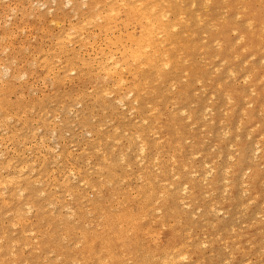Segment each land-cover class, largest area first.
<instances>
[{"label": "rangeland", "instance_id": "obj_1", "mask_svg": "<svg viewBox=\"0 0 264 264\" xmlns=\"http://www.w3.org/2000/svg\"><path fill=\"white\" fill-rule=\"evenodd\" d=\"M90 1L91 0H89V2ZM104 1H108V0H104ZM87 2L88 0H0V91L3 93V95L2 93H0V100H2L4 96L8 98L7 95L4 94L5 92L6 94L8 93L10 95V96L8 95L9 100H10V102L8 103L9 104L11 103L9 106L5 104L0 105V139L3 138L4 140V142H2V140L0 141V151L2 152V153L0 152V155L6 152L5 153L6 157H4L5 154H3L4 156L3 158H1V160L5 158L4 161L6 160L8 161L9 159L8 157H10L9 156L10 154L12 155V158L10 157L12 160L11 159L10 160L12 161V163L15 164V166L17 164L18 166H20V164L23 162L21 164V167L24 168L26 171H29V170L31 171L32 169H29V168H31L32 165L34 166V170L37 172L38 170L40 171L42 169L40 173L41 178H44L46 180L45 182L50 183L51 174L62 164V163L60 164V160L63 159L62 158L63 156H66L65 159L67 161V166L68 164L70 165L71 161H73L74 159L75 163L73 162L72 164H74L75 166L73 167L70 166V167L77 168L76 166L79 165L78 168L80 170L85 169L82 171H86L88 174H91L92 169L90 170V168L94 166L93 163L96 160V159L94 160V158L95 157L97 158V156L101 158L100 154L98 153H101V151L103 150V153H101L102 154L101 156L103 155L106 156L108 154L107 152L113 153V155H115L116 153L119 152V147H120L121 152H119L118 155L117 154L115 155L118 157V159L115 158L114 156L115 158L114 160L117 159V163H115L117 165L118 161L122 162V160L124 161L125 158L127 157L130 158L129 161L126 160L128 161L127 165L129 167L125 165L124 162L126 161L123 162V164L127 166L125 167V169H123L125 172L127 168L131 169L130 168L131 165H132L131 170L135 171L138 169V167L141 166L140 165L141 163L142 165L145 163L144 165L146 166L144 168V171L145 170L149 171L150 175L152 177H155V179L158 176L157 178L158 180L154 184L155 186L153 185V187H155V192H158V193L156 194L154 192L155 195H153V191H152L150 193L152 194L151 197L148 194L150 197L149 198L150 200L149 199L147 200L148 198L147 195H146L147 197L145 196L146 203L144 204V208L147 206L145 210L143 207L142 209L141 208L139 209L140 206L135 207L133 209L134 211L132 210L133 211L132 216L139 217V222L137 223H141L140 225L141 226L143 225L142 228L145 229L146 231H149V233L147 232L146 236H139V235L137 236L135 234H131V235H128L130 238H135V239L138 238L139 240L141 239L140 243H142L143 246H145V248L147 249L150 245H152V243H158V241L163 240L166 231L170 227H173V226L180 227V226H184L185 224H187V226H184V231H186V234L189 233V235L197 236L199 240L202 239L201 241H204V240L207 241V240H210V238H212V242L215 243V245L213 243L210 245V247L213 248L212 251L211 250L209 251V247H208L209 245L207 246V244L205 246H207L208 248H206L204 245H202L204 246V248L203 247L201 248L205 250L207 257H210V256L213 257L214 259L212 261L213 263L217 261H220V263L224 262L225 260L222 261L223 258L225 256H226L225 259L227 258V255H226L227 250L223 249L224 246H227V243H225V239L230 240V237H231V239L234 240L235 237L241 236V235L238 236V234H244L245 231L249 229H251V233H252L251 236H253L254 234L253 237H255L257 240L258 239L261 240V243H258L259 242L258 240L257 242L258 245L260 247L264 246V238H263L264 229L262 230L264 226V220H263L264 219V213H263L264 212V209H263L264 207L263 148L264 147L263 148L257 147L259 150L258 149H257L258 151L256 150V146H258V143L260 146H264L262 144L264 138L261 139V136L262 135L264 136V122H262V120L264 121V118H263L264 116V103H263L264 102V97H263L264 92L263 91L264 90L262 89L263 91H261L260 88L259 89L255 88V85L252 84L254 86L253 88V86L248 84V83H251L252 80L249 81L246 78V76L252 77L251 75H249V72H255V70L259 71L261 67H264V60H261L262 62L260 61V63H258L257 65V63H255V61L256 62L259 61V59L257 58L252 59V57L251 58H241L240 57V59H238L237 57V59L232 58L230 60L231 62L228 61L229 63L224 62L223 64L222 62L221 64L217 59H214L215 54L212 56L210 55L211 59H209V63L212 60V57L215 60L211 62V64H205V62L203 61L204 63L203 65H205L203 66L201 65L202 63H200L201 61H199V63L201 67H204V68L209 65H213V66L205 68L206 70H204V72H202L203 69L200 70L201 68H198V73L200 72V74L204 73L206 75L209 71V75L207 74L208 77L211 76V78L209 77L211 79V83L209 82L211 85L208 86L209 88L203 89V87L206 86L205 84L208 83V82L205 83V81H207V78L204 79L200 77L202 75H199V74L197 76L201 78L200 80L202 83L200 84V81L199 83L198 81H196V84L194 83V85L192 86L191 84L193 83L189 81V83H191L189 84L188 79H186L185 77V75H187L186 71L182 70L179 73L177 72L175 75H173V81H171L170 83L169 82L164 83L166 86L164 88L166 89L162 88V86H159L160 89L155 96L141 94L145 100L143 104L140 103V105H143V108L145 109V111L147 110L146 113L144 114V117L147 119V121L148 119L153 118L152 116L154 115L152 114V116H150L151 112H148V108H150V106L155 104L156 102L160 101L158 97L161 95L166 98V101L164 102V104L166 106L167 113L171 112L170 110L177 111V109H179L181 106L183 107L184 104H182L181 101H185L184 102L185 104L186 103L188 104L191 101L190 102L191 105L189 106L187 105L188 106L187 108L185 107L186 105L184 106L186 110L189 108L191 113L188 112V110L187 112L190 114L184 113L185 115L184 114L179 115L178 112L176 114V119H178L179 117L181 118L180 119L181 125L180 123L179 125L185 126V127L182 126V129H181V127L178 125L180 127V131L183 129L186 130V131L184 130L182 131L184 133L182 134L180 133L183 137V140L181 137L182 141L180 140V142L179 143L177 142L178 144L177 143L176 144L178 146L180 144V147H182V149H185L182 152L185 153L184 154L185 156L187 155L185 157V160L189 163V166L186 163V169L180 170L181 175L180 174L177 175L179 172L175 168L171 167V160H172L171 155L175 150L174 148L172 149V146L173 147L175 146L173 145L175 143H172V142L179 141L180 135L177 136L179 137V139L176 137V140L174 141V139H172L173 141L171 142L168 139L169 137L167 136V134L166 135L164 134L165 130L160 131L157 128L158 126L157 123L153 124L155 126L154 128H150V129L146 128V126L148 127V125H150L147 121L143 123L140 122L138 119H136L135 111H133V113H131V111H128L129 108L133 107L128 104L129 99H132L131 93L129 94L128 93L129 91L127 90L128 89V82H127L128 79L123 84L120 91H115L114 89L116 88L111 87V86L108 87L107 90L103 89L106 86V85H103L104 83L103 81L105 79L103 78L102 73H100L96 69L95 61L97 59H94L95 57L94 52H92V50H97L99 42L98 41L95 42L93 46L89 44H86V45L83 44L86 40L87 35H90V36L92 35V38L96 37L97 40L100 39L98 32L94 26H92L91 24H85L81 27V23H80L81 29L78 32L76 39L71 38V37H69L70 39L67 41L63 39V47H64V50L67 52L66 54L68 56L70 54L69 57L72 56L74 62L83 63L84 67L82 69V73H86L87 71L85 70L86 68V69H89L88 71L89 74L86 73L87 76H82L83 74L82 75L78 74L80 76L79 77L77 75V72L73 73L71 69H70L71 71L68 70L66 73H62V74L59 71V75L57 76L58 80L54 81L56 83L52 81L53 73L54 74L56 73L57 69L55 68L58 64H60L59 65L60 67H63L62 62L64 61L65 63H68L67 65H69L70 67L69 62H66L64 60V54H59V52L55 50V48L57 47L56 46L57 42L55 40L56 38L60 36L71 34L72 32L71 27L73 25H76V23L80 22L82 20V16L86 15V12L88 9L87 7L89 6L90 8L89 3L88 5H85ZM191 7H193L192 4L189 5L188 10ZM195 9L197 8L195 7ZM221 9L223 8L219 6V11L217 13V16H219V18L222 19L225 10L223 9L224 10L223 11ZM97 22H100V21H97ZM213 32L211 30V35ZM201 34L199 35V37H197V41L199 40L198 43L200 42L199 45L203 41L208 40V39L204 40L203 39L204 34L202 35ZM231 34L229 35V38L232 40L236 36H232ZM185 41H188V40L184 39L183 42ZM233 41L234 40H232V42ZM216 42L215 41L214 43L212 42L213 44H215L214 47H213V44L211 47L210 40H208L206 43L203 42L204 44L202 43V45L210 43V46H209L211 50L210 54H213V53L218 52V48H217L218 45L216 47V44H217ZM233 43H235V41ZM220 46L219 48H221L223 45L221 47ZM211 48L217 49L216 50L217 52L216 51L213 52ZM223 49H224V46L222 50ZM196 60L198 61V57L196 58ZM232 61H234V63ZM218 62L220 64H218ZM225 63L229 65L231 70L232 69L234 70V73H232V71H231L232 74L230 72L228 73L226 72ZM184 64L188 65L190 63L185 62L183 63V65ZM46 65H52V66H55V68L52 70L46 67ZM252 65H254L253 68H252ZM4 71H6L5 74H4ZM189 71H190V68H189ZM204 74H203V77H207ZM15 75H17L19 79L15 77ZM13 76L14 78L18 79V80L15 79L17 82L13 80L14 79ZM202 79H204V81ZM186 82L187 84L185 86L187 87V85L189 84L188 86H192V88L184 87L185 90L181 91L182 94L178 96L179 95L178 88H180L182 85L184 86ZM217 82H219L221 85V86H218L219 88L217 87ZM14 84H15L14 88L17 91H15L14 89L13 92L11 91V93H9L10 91L6 92L7 90H12ZM10 85H12V88ZM17 85L19 86L18 87L19 89H17L16 87ZM201 85H203V87ZM101 86L103 88H101ZM7 87L10 89H8ZM101 89H103L104 91L100 92ZM222 89L223 91L226 92V94L227 92L231 93L232 91H236L235 93L239 92L240 94L239 93L238 95L236 94V97H235V93L233 92H232L233 94H230V96L228 94V98L231 97L232 98L231 100L233 101L232 102V101H229L230 99L228 100L227 97H225L224 93L222 92ZM226 89L228 91H226ZM251 90L252 91L254 90L253 92H255L254 94L257 95V97L255 95L252 97L253 92ZM176 92L178 95L176 94ZM256 92L258 93L256 94ZM125 93L126 95L128 93V95L125 96ZM123 94L125 96L124 98L122 97ZM259 94L261 96H259ZM176 95L178 97H176ZM196 97L198 98L199 101L195 100L197 99ZM118 98L120 99V101ZM236 98H239V99L236 100ZM259 98L260 99L263 98V99L260 100ZM252 99L253 101L257 100L258 103L262 105V107L258 106L259 104H257V101L256 103H254L255 101L251 102ZM176 101H178V103H176ZM192 102H194L196 106H194ZM249 102H251V104ZM184 107L182 110H184L185 112L186 110L184 109ZM199 108H200V111L198 110ZM260 109L261 111L263 110V112H261ZM247 110L248 111L250 110L249 112L250 114L251 113L252 114L251 115L247 114L248 112ZM244 111H245V114H243ZM180 112L182 111L179 110V113ZM258 113H260L261 115ZM191 114H193V116ZM81 115H83L84 117H82ZM244 116L246 118L247 116L249 117L246 119L248 121L246 120L244 121V118H245ZM184 117L186 118L190 117L192 119L190 118L184 119ZM193 117L195 118V120ZM228 117H230L229 120H227ZM82 118H83V121H85V122L82 121L83 124H81V120H80ZM159 120L161 124L160 129L165 128L164 117ZM126 122L130 123L131 125L129 126ZM187 123L188 124L193 123V124H190L191 126L189 125L190 126L189 127ZM124 124H126L127 127L124 126ZM138 124H141V125H138ZM142 126L144 127L143 128L144 131L142 132L144 134L141 133L142 134L141 140L144 142L145 147L147 148V149L145 148L147 150L145 154L147 155L145 154H144L145 156L142 155L146 157V159L142 157V159H144L143 160L144 162L142 160L141 162L138 160L140 164L135 163L138 166L136 167L133 164L131 165L129 164L130 162H133L139 159L138 158L139 152L137 150L140 146L139 144H137L135 145L137 147V150L136 148L132 149V147L134 146L132 145V143H131L132 145L131 146L130 142L134 141L131 139L132 135L134 136V138H137L135 134L136 127H138V129H142ZM4 128L14 131L13 141L11 138H9L10 135L8 133V130L7 129L4 130ZM185 128H188V129H185ZM90 130L94 131V132L91 131V133L92 132L94 133V134L92 133L93 135L96 134L100 136L99 139L100 138L102 139L104 145L105 146L107 145V148L103 145L100 146L102 144V141L100 139L101 141V144H100L98 143L99 139H97L98 140V142L96 143L98 146L97 149L100 147L101 151L98 149L99 151L98 152L96 149V146H95L96 150H93L94 148L93 149L91 148L92 149V150L90 149L91 151L87 149L89 148L87 146H90L91 143L95 142V141L91 142V140L92 139L95 140L96 138H98L96 137L94 139V136L90 135L91 134L89 132ZM186 132L189 133L187 135L191 134L192 137L191 135L187 136ZM260 133H262L261 136H259ZM42 134H43V137H42ZM52 137H55V138H52ZM103 137L104 138L106 137V138L103 139ZM124 137H125V140L118 139V138L124 139ZM127 137L131 139L129 140V143L126 142ZM41 138L42 140H45V141L39 142ZM228 138L230 139L227 140ZM259 138L262 142L259 140ZM115 139H117V141L120 140V142L118 141L117 144L120 145L121 143L124 147L122 148V145L118 147ZM8 140L9 142H7ZM141 140L139 141L142 142ZM135 142L139 143L137 142V139ZM40 143H42L41 146H40ZM136 143H133V144H136ZM96 144H93V145H96ZM3 145L4 146L6 145L5 148H2L4 147ZM46 146H48L49 148H46ZM242 146H244L243 150L245 148V151H243V153H242ZM45 148L48 150H45ZM129 148L132 150H129ZM238 148H241V151L240 149L238 150ZM61 149L71 154L72 156L68 154L67 155L69 158L71 157L72 160L67 158V155H63L64 152H62ZM85 149L88 151V153L85 151L87 155L86 157L87 160L89 159L90 154L93 153V156L97 154V156L90 157V159L88 160L89 165L91 163V167L88 165L87 160H86L87 163L85 162L86 158L84 159L82 155L85 153L84 152ZM106 149H107V152H106ZM134 149L138 152V154H136L137 152ZM58 151L60 152L59 154H57ZM239 152L240 154L242 153L240 156L242 157L241 159L238 157ZM120 153L122 155L126 154L124 155L125 157L122 156ZM61 154L63 156L61 157V159L58 160ZM77 155L79 157L81 155L83 158L80 157V159H82V161L84 162L80 163L81 160L80 161L78 160L77 162L76 161L77 158H74ZM86 155L84 154V156ZM236 155L238 159H240L242 162H243L242 159L244 160L246 159L245 160L246 162L245 161H244L245 163L243 162L245 167L240 166L241 170L239 168H236V165L238 164V162L235 163L236 160L238 161ZM13 156L19 159L18 162H21V161L22 162L17 163V160L15 158L13 161ZM119 156L122 157L121 160H119ZM255 156H257V158H255ZM261 157L263 158V160H261L262 159ZM54 159L57 161L55 162ZM130 160H133V161H130ZM30 161H33V162H30ZM162 161L164 162V164ZM121 162H119L120 165L118 164L120 169H122L121 167L124 168V165L121 166L122 165ZM31 163L33 164L31 165ZM85 163H86V166H85ZM247 163L250 165V168L252 169V171H249L251 169L247 170V167H248V166L246 167ZM115 164L114 166H116ZM162 164H163L164 169L161 168ZM231 164L235 166H230ZM253 164H255L256 167H254ZM87 165L90 167V168L88 167L89 170L87 169ZM165 165L168 167H166ZM80 166H82L83 168ZM133 166H135L137 169ZM164 166L168 168L167 169L168 173H166V171H162V170H166ZM187 166H188V169H187ZM119 167H116V169ZM231 167H232V170L230 171ZM233 167L235 168L233 169ZM116 169L114 170L117 173V175H119L122 170L119 171L118 173ZM0 170H1L0 173L4 175L5 170L4 169H0ZM131 170L129 171L132 174ZM258 170H259V173H258ZM129 171L126 173L128 174ZM162 172H165L166 176H161ZM227 172L229 174V177L228 176L226 177ZM230 172H233L232 174L234 175L233 176L230 175L231 174ZM237 172L240 173L241 175L240 174H239L240 176L238 174L236 175ZM255 172L256 174H254ZM31 173L34 174L36 172L33 171ZM31 173H29L30 174L29 177L33 176V179H34V175H32ZM130 173L128 174L132 178L130 180V184H129V181L126 180V178H125L126 182L120 180V183L121 182H124L123 184L128 183L127 185L129 186L123 185L121 183L122 185L119 184V186H122V187H119V188L124 189V190L127 188V190H125L127 194H131L132 195L131 199L136 200L137 199L136 190L134 191L133 189H138L137 187L142 185V181L138 179L137 181H133V180H136L135 178L137 176L135 175H139L137 171L133 173L132 175ZM165 173L163 174L165 175ZM92 175L94 176V173ZM252 175H257V176L253 181L250 182L249 179H251ZM25 176H28L27 172ZM133 176H135V178H133ZM217 176L218 177L220 176L219 177L220 179ZM246 176H248L249 178L248 177L246 178ZM259 176L261 178H259ZM162 177L163 179L161 181ZM25 178L30 179L28 177H25ZM33 179L32 178L30 179V187L31 189L34 188L35 192L33 193V190H32L31 194L33 195L37 194V196H40V193L42 195V192L39 191V190H42L40 189L41 186L38 184H35ZM68 179L70 182L69 184L75 183L73 182L74 180L72 179L71 176H69ZM181 179L184 181H181ZM211 179L213 182L215 181L214 182V184H216L215 187L213 186L214 185L213 183H212L213 184L212 186L210 185ZM102 180L103 179H101V182L99 183V185L102 186V189H101V186H99V189L103 191L102 193H105L104 194L105 196H107V192L109 189H111V186L110 188H108L109 185L105 186L106 183H104L103 182L104 180L103 181ZM216 180H217V183H216ZM60 182L62 181L58 180L57 183H51L54 187L52 186H50V188L48 187L50 190H48L46 187L47 192L49 191L50 194L55 196L58 191L57 184H59ZM178 182L180 183V186L177 185ZM184 182H187L186 186L182 185V183ZM246 183L250 184V187ZM134 184L137 185V187L134 188L135 186ZM129 187L133 188L130 191V193L128 192L130 190ZM175 188L177 192L175 191ZM156 189L158 191H156ZM255 189L258 191V198L253 200L252 191ZM37 190H38V193H37ZM26 191L28 193L29 190L26 189ZM168 193H170V195L172 194L171 195L172 199H168V196H169ZM173 193H175L176 196H173L175 195ZM58 194H57V197H58ZM259 194H261V196ZM10 195H12L11 196L12 200H9V201L11 202L13 201V202L11 203L8 201V203H10V207H13V205H17V203H15V199L18 198L20 194L19 195L10 194ZM13 195L15 198H12ZM17 195L18 197H16ZM33 195H30V196H33ZM60 195L62 196V197L59 196L61 198L62 203L65 204V203L70 202L71 197L68 196L69 194L62 193ZM109 195H110V192H108V197L106 199V202H108ZM83 196H85L84 198H87L86 200H93L95 198V193L91 190H85ZM249 196L251 197L252 200L249 198ZM35 197L33 198V200L36 199ZM41 197H43L42 198L43 200L40 198L41 200L40 202L42 204L43 203L42 201H44V193ZM175 197L177 198L175 199ZM21 198L22 197H20V200L22 201ZM111 198H109V201ZM178 198L180 201L178 200ZM46 199L47 198H45V201H44L46 202L45 203L46 206L43 205L44 204L43 203L42 204L43 207H42V205L39 202V205H41V210L39 209L40 212H38V215L34 212L35 210L33 209L28 210L26 207H23L20 213V216H21L20 219L24 220L26 227L24 229V232L20 235L19 241H17L19 242L18 244H20V248L18 247L16 248L17 250L15 249L13 250L15 252L18 251L17 254L13 252L12 250L11 251L15 253L17 257L22 255V257L25 260H27L26 262H28L29 264L31 263L36 264L35 262H37V264L45 263L44 259L38 260L39 256L36 255L35 251L31 249L32 245L33 243H36V240H38L41 237V235L42 237L46 236L47 239L49 235H52L54 237L53 230L56 227L58 228L59 227L58 225L61 224L63 220V219H60L59 216L64 218V213L67 212V210L65 211V208L59 209V211L57 210L58 212L55 211L54 209L53 213L54 212H56L55 214L59 213L57 214V216L58 215L59 216L55 218L56 221L53 220V223L56 222L57 226L53 224L51 227V225H49V224H52V222L50 223L51 218L54 219L55 217L53 216V213L50 214V212H52L51 206L52 208H54V206L56 205L48 206V203L50 201L48 200L47 202ZM141 199H142L141 206H143V203H144L143 197ZM174 199L175 201L178 200L179 202L172 201L174 204L171 203V200H174ZM30 200L32 201V199ZM36 200H37L36 202L38 203L39 200L38 199ZM16 201H19V200L16 199ZM72 201L73 200H71V202ZM261 201L262 203H260ZM33 202H35V200ZM164 203L165 204L167 203L165 206L167 210H164L165 207L162 208ZM176 203H178L177 206H176ZM1 210L2 209H0V211ZM2 211L4 212H1V213H4V214H3V219H1L2 217H0L1 219L0 221L5 219L2 222V224L3 225L5 224L6 226H2L0 223V230L2 228V230L5 231V244L9 246L10 238L12 239V237L17 236L16 234L18 233H15V231L17 229V231L19 232L18 230L19 226L17 224L16 225L18 226V228L16 225L13 226L14 225L13 222H12L13 225L12 224L10 225L11 215L9 211L7 210H2ZM167 211L169 213V216H168ZM42 212L43 214H41ZM76 212H77L76 215L79 216V218H76V216H73L75 217L74 218L75 220L72 219L73 217L71 216L72 215L71 213L70 214L71 217L68 216L70 218L69 220L67 217H65L64 219L67 218L66 220L68 221L72 219L73 222L74 221L78 223L80 222L79 224H82V225H85V223L87 224V221L90 219L89 214H87V217H88L87 218L85 214L78 215V209ZM39 213L41 215H39ZM166 213L168 216L167 218H166ZM33 215L35 217H33ZM67 215H69V213H67L65 216ZM182 215L185 216L184 217L185 221L183 220L184 218ZM0 216L2 215L0 214ZM163 216L165 217V219H163L164 218ZM177 216H179L178 218L182 220V221L181 220L178 221L180 222V226L177 225L179 224L178 222L175 223L177 221ZM136 217H134V219H136ZM58 218L61 220L60 221L61 223L59 222ZM6 220L7 221L9 220L8 222L10 223L6 224L7 222ZM43 220L45 223L43 222ZM262 220H263V223H262ZM65 221L63 222L67 224V222ZM257 222L258 223L261 222L260 225L256 226V224H258ZM32 223H34L35 227L33 226ZM70 223H68L69 225L67 224L69 226V230H68L69 232L72 226V224ZM78 223L77 225L79 226ZM160 223H163V225L161 226ZM64 225L62 224L60 225V227L61 226L64 227ZM78 226H76V224H75V227L72 226L73 227L72 229L75 228L74 231H76L75 232L76 235L74 232H72L73 230L70 233L69 232L67 233L65 231L66 227H64L65 229L62 227L58 228L60 230L59 233L61 234L58 233L57 237H55V240H53L54 239L53 237L49 236V240H51L50 238H52L53 240L52 243L56 242L55 244L53 243V247L54 245L55 247H57L58 243H61L62 246H59V247L65 246L66 248L64 250H66L67 248L71 250L73 248L74 251H76L75 249L78 248V245H71L73 239L70 237L72 236L74 238V235L78 236L77 232L82 233L83 230L87 229L85 228L81 230L80 229L81 225L79 228ZM31 227H34L37 231H35V233L31 232ZM246 227L248 228L250 227V228L247 229ZM82 228H84V226ZM219 228L221 230L222 229L224 230L223 231L220 230L221 233H219ZM56 229L54 231L55 233L57 231ZM256 229L257 231H255ZM154 230L155 232L153 234ZM239 230H241L240 233H239ZM232 231H236V232L232 233ZM160 232L163 233V236L161 238H157L156 234ZM71 233H74V234H71ZM231 233L235 234V237H233L234 235L231 236ZM220 234H223L224 237L222 238L223 235H220ZM225 234L229 237H227ZM255 234H258V235H255ZM217 235L219 236L218 237L219 239L222 238V240L218 239L219 241H222L221 242L222 244L217 243L219 242L218 240L216 241ZM66 236L67 238H65ZM225 236L227 238H225ZM34 237H39V238L36 239ZM78 237H75V239H77ZM214 237H215V240L213 241ZM56 238L57 239L59 238L58 241L60 242L57 243ZM43 239L45 238L43 237ZM252 242L253 241L250 240L249 244H251ZM208 243L210 242L208 241ZM48 244L52 246L51 242ZM249 244H247L246 246L249 247L248 246ZM215 247L218 249L216 250ZM219 248L221 249L220 251H223L222 256H224L223 254L225 253L224 257L219 256L221 255L219 252ZM69 249H67V252L70 251ZM262 249L264 250V247L260 248L259 251L257 252L258 256L260 255L259 252H261ZM46 250L47 251L44 255L46 259H53L54 261L59 260V258L55 257V253L52 252L51 249H46ZM208 251L211 252L213 255H211V253H209L210 254L209 255ZM215 251H217L218 253L216 252L214 255ZM12 252H10L9 250V253L7 254L11 253L10 255L12 256L13 255ZM19 253L21 254L19 255ZM70 254L72 255V252ZM11 256L9 257L8 255L9 258H11ZM216 256L220 258L215 259ZM255 259L258 260L259 258L257 259L255 257ZM212 262L209 264H212ZM55 263L57 262L55 261ZM244 264H246V262Z\"/></svg>", "mask_w": 264, "mask_h": 264}, {"label": "bare ground", "instance_id": "obj_2", "mask_svg": "<svg viewBox=\"0 0 264 264\" xmlns=\"http://www.w3.org/2000/svg\"><path fill=\"white\" fill-rule=\"evenodd\" d=\"M88 3L90 5V8L88 6L86 15L82 16V20L80 22L76 23V25H73L71 27V30H72L71 34L60 36V37L56 38V40H55L57 42L56 43L57 47L55 48V50H57V52H59V54H64V60L66 62H69L70 67H69V65H67L68 63H65L64 61L62 62L63 67H60L59 66L60 64H58L56 66V68H55V66H52V65H46V67H48L49 69H52V70L54 68L57 69L56 73L55 74L53 73L52 81L54 82L55 80H58L57 76L59 75V71L61 74L66 73L68 70L69 71L72 70L73 73L77 72V75L83 74L82 76H87L86 73L89 74V72H88L89 69H86V68H85V70H87L86 73H82V69L84 67L83 63L74 62L73 57L72 56L69 57L70 54H69V56L66 54L67 52L64 50V47H63V39H65L66 41L70 39L69 37L76 39L77 34L81 29L80 23H81V27L85 24H91L92 26H94L96 28L100 39L97 40L96 37L92 38V35L91 36L87 35L86 40L83 44H85V45L89 44V45L93 46L95 44V42H97V41L99 42L97 50H92V52H94V56H95L94 59H97L95 61L96 69L100 73H102V76L105 79L103 81L104 82L103 85H106V86L104 88L101 86V88L107 90L108 87L111 86V87L116 88V89H114L115 91H120L121 87L123 86V84L128 79V81H127L128 82V89L127 90L129 92L128 91L127 92L129 94L131 93V95H132L131 96L132 99H129L128 104L133 106L132 108H129L128 111H131V113H133V111H135L136 112V114H135L136 119H138L142 123L147 121V119L144 117V114L146 113L147 110L145 111V109L143 108V105H140V103L143 104V102L145 100L142 97V95L155 96L160 89L159 86H162V88L166 87L164 83H167V82L170 83L171 81H173V75H175L177 72L179 73L182 70L186 71L187 75H185V77H186V79H188V83H189V81H191V83H193V84L189 83L193 86L194 83L196 84V81H198V83L200 81V84L202 83L200 80L201 78H199L197 76L198 74L202 75L200 77H202L204 79L207 78V81H205V83L206 82L211 83V79H210L211 76H209L210 78L207 76V74L209 75L208 70H207L208 73L206 75L204 73H201V74H200V72L198 73V68H201L200 70L203 69L202 72H204V70H206L205 68L213 66V65H209V66H206L205 68L201 67V65L204 64L203 61L205 62V64H211V62L215 61L214 59H217L221 64H222V62L224 64V62L229 63L228 61H230L232 58L237 59V57H238V59H240V57L241 58H251L252 57V59H254V58L259 59V61H257V62L255 61V63H257V65H258V63H260L261 60H264V0H108V1L91 0L90 2L88 0V2L85 5H88ZM191 4L193 7H191L188 10L189 5H191ZM219 6H221L225 10L222 19L219 18V16H217V13L219 11ZM195 7L197 9H195ZM223 9H221V10H223ZM218 18L221 20H219ZM97 21H100V22H97ZM211 30H212V32L214 31L212 33V35H211ZM201 33L204 34V38L202 37L204 40L205 39L210 40L211 47H212V44L214 43V41L215 42L217 41L216 47L218 45V47H217L218 52L216 51L217 49L211 48L213 52L216 51L217 53L210 54V51H211L210 47H209L210 43L202 45L203 42L206 43L208 40L203 41L200 44L201 46L199 45L200 42L198 43L199 40L197 41V37H199V35ZM229 33L230 34L232 33L231 34L232 36H236L234 39H232L235 41V43H233L234 41L232 42V40L229 38V35H230ZM205 34H207V35H205ZM206 36L209 38H207ZM184 39H187L188 41L183 42ZM221 43L224 46L223 50H222L223 46L221 45ZM214 46H215V44H213V47ZM219 46L221 48H219ZM210 55L211 56L214 55L215 58L213 59V57H212V60L209 63V59H211ZM197 57H198V61L196 60ZM199 61H201L200 62V63H202L201 65H200ZM185 62L190 63V64H188V65L184 64L185 65L184 66L183 63H185ZM219 62H218V64H220ZM232 62L234 63V61H232ZM226 63H225L226 72L231 73V71H232V73H234V70L233 69L231 70L229 65ZM198 65H199V67H198ZM254 65H256V64H254ZM254 65H252V68ZM80 66H81V68H80ZM187 66L190 68V71H189V68ZM203 66H205V65H203ZM231 67H233V66H231ZM260 70L259 71L255 70V72H249V75H251L252 77L246 76V78L249 81L252 80L251 83H248V84H250L251 86L255 85V88H258V89L260 88L261 91H263L264 90V86H263L264 85V67H261ZM187 72H189V73H187ZM5 73H6V71H4V74ZM203 74L207 77H203ZM75 75H76V73H75ZM15 77H17V75H15ZM13 78H14V76H13ZM15 79L16 78H14L13 80L16 81L19 78L16 80ZM204 79H202V80L204 81ZM209 79H210V81H209ZM54 83H56V82H54ZM208 83L205 84L207 87L206 86L203 87V85H201L203 87V89L209 88L208 86H210L211 84L210 83L208 84ZM218 83L219 82H217V87L221 86L220 83L219 84ZM186 84H187V82L184 84V86L183 85L181 87L179 86L180 87V88H178L179 89V92H178L179 95L176 92V94L178 96H180L182 94L181 91L185 90L184 87H186L185 86ZM188 85H187V87L192 88V86H188ZM10 86L12 88V85H10ZM14 86H15V84L13 85L12 90H7L6 92H8V91H10L9 93H11V91L13 92V90L15 89ZM16 87H17V89H19L18 85ZM220 88H222V87H220ZM253 88H254V86H253ZM253 88H251V89H253ZM6 89H4V90H6ZM8 89H10V88H8ZM103 89H101L100 92H103L104 91ZM164 89H166V88H164ZM4 90H2V91H4ZM15 91H17V90L15 89ZM187 91H188V89H187ZM226 91H228V90L226 89ZM222 92L224 93L225 97H227L228 100L230 99L229 101H232L231 97L228 98V94L230 96V94H233L236 91H232L233 93L227 92V94H226V92L223 91V89H222ZM263 92H262V94H263ZM0 93H2V92L0 91ZM128 93H127V95H128ZM238 93L239 92L235 93V97H236V94L238 95ZM254 93L255 92H253L252 97L255 95ZM257 93L258 92H256V94ZM4 94L7 95L8 98H6L4 96L2 98V100H0V105L5 104V105L9 106L11 104V103L10 104L8 103V102H10V100H9L10 95L8 93L6 94L5 92H4ZM2 95H3V93H2ZM127 95L125 93V96H127ZM177 95H176V97H178ZM125 96H124V94L122 95L123 98ZM240 96H242V95H240ZM255 96L257 97V95H255ZM259 96H261V95L259 94ZM263 97H264V94H263ZM239 98H236V100ZM158 99L160 101L156 102L155 104L151 105L150 108H148V112H151L150 116H152V114H154V115L152 116L153 118L148 119L147 122L150 125H148V127L146 126V128H149V129L154 128L155 126L153 124L157 123L158 124L157 128L160 131L165 130L164 134L165 135L167 134V136L169 137L168 139L171 142L173 141L172 139H174V141H175L176 137L180 135L179 136L180 139H179V137H177L179 139V141L172 142V143H175V144H173L175 146L174 147L172 146V149L174 148L175 150L171 155V159H172L171 160V167L175 168L179 172L177 175H179V174L181 175L180 170L186 169V163L188 164V166H189V163L185 160V157L187 155L185 156L184 155L185 153L182 152L185 149H182V147H180V144H179V146L177 145L181 140V137H182L181 134L184 133V132H182L184 129L180 131V127L182 129V126H184V125L180 126L181 125V120H180L181 118L180 117L178 118L180 121L178 119H176V114H177V112L179 115L180 114L183 115L184 113L190 114L191 112H190L189 108L187 110L190 113L187 112L186 108L189 105H191L190 104L191 101L188 104L187 103L185 104L184 103L185 101H181V103L184 104V106L186 105L185 106L186 108L183 106L184 109L186 110L185 112H184V110H182L183 107L181 106L182 109L180 107L179 109H177V111L174 109L175 111L170 110L171 112L167 113L166 106L164 104V102L166 101V98L161 95L158 97ZM178 99H180V98H178ZM262 99H260V100H262ZM195 100L199 101L198 98ZM119 101H120V99H119ZM254 101L252 99L251 102H254ZM256 101L254 103H256ZM251 102H249V103L251 104ZM176 103H178V101H176ZM254 103H252V104H254ZM192 104L194 106H196V104L194 102H192ZM257 104H259L258 106L262 107V105H260V103H258V101H257ZM179 110L182 112L179 113ZM198 110L200 111V108ZM249 111L247 112V114L251 115L252 113L250 114ZM260 111H261V109H260ZM258 112H259V110H258ZM261 112H263V110ZM243 114H245V111ZM258 114H260V113H258ZM191 115L193 116V114H191ZM81 116L84 117L83 115H81ZM248 116H247V118H249ZM163 117L165 119V122H164L165 128L160 129L161 124H160L159 119H161ZM186 117H184V119H188L191 116L188 118H186ZM229 118L230 117H228L227 120H229ZM247 118L245 117L244 121ZM263 118H264V116H263ZM263 118H261V119H263ZM190 119H192V118H190ZM80 120H81V124H83L82 123L83 118ZM194 120H195V118H194ZM246 121H248V120H246ZM83 122H85V121H83ZM147 122H146V124H147ZM262 122H264V121L262 120ZM179 123H180V125H179ZM127 124L129 126L131 125L130 123H127ZM190 124H193V123H190ZM190 124H188V126ZM260 124H261V122H260ZM138 125H141V124H138ZM124 126L127 127L126 124H124ZM5 127H7V126H5ZM139 128H141V127H139ZM143 128L144 127L142 126V129ZM5 129H7V128H4V130ZM137 129H138V127H136V131H135L137 138H134V136L132 135L131 139L134 141H131L130 145L132 143V145L134 146V147H132V149L136 148V150H137V147L135 145L139 144L140 147L137 150L139 152V154L134 149L137 152L136 154H138L139 159H137L136 161L130 160V161H133L134 163L130 162V164H129V165L133 164L136 167H138V166L135 163L140 164L141 160L142 161L144 160V159H142V157L147 155V154H145L147 152V150H146L147 148L145 147L144 142L141 140L142 134H144V133H142L144 131V129L143 130L142 129L137 130ZM185 129H188V128H185ZM7 130H8V133L10 135L9 138H11L13 141L14 131H11L9 129H7ZM140 130H142V131H140ZM91 131H93V130H90L89 132L91 133ZM184 131H186V130H184ZM123 132H125V131H123ZM92 133L90 135L94 134V133L93 134ZM187 134H189V133L186 132V135ZM261 134L262 133H260L259 136H261ZM95 135H93L94 139L96 137H98V138H96L95 140H93L92 138H91L92 140L90 139L91 142L92 141H95V142L91 143L90 146H87V147H89V148H87L89 151H91L93 148H94L93 150H96L98 147L96 143L98 142L97 139H99L100 136H98V135L95 136ZM190 135H187V136H190ZM259 136H257V137H259ZM42 137H43V134H42ZM55 137H52V138H55ZM129 137H127L128 141L126 140V142H128V143H129V140H131ZM191 137H192V135H191ZM105 138L103 137V139H105ZM122 138H118V139L125 140V137H124V139H122ZM165 138H167V137H165ZM262 138H264L263 135L261 136V139ZM100 139H99L98 143L101 144L102 139H101V141H100ZM136 139H137V142H139V143L135 142ZM138 139L141 140L142 142H140ZM229 139L230 138H228L227 140H229ZM1 140H2V142H4L3 138L0 139V141ZM182 140H183V137H182ZM259 140H260V138H259ZM259 140H258V142H259ZM40 141H45V140H42V138H41V140H39V142ZM115 141H116V144L118 141L120 142V140L117 141V139H115ZM2 142H1V144H2ZM7 142H9V140ZM133 143H136V144H133ZM93 144H96V145H93ZM262 144L264 145V140H263ZM41 145H42V143H40V146ZM102 145L105 146L103 141H102V144L100 146H102ZM117 145L119 147L122 144L120 143V145L119 144H117ZM5 146L2 148H5ZM95 146H96V149H95ZM245 146H247V145H245ZM105 147L107 148V145ZM123 147L124 146L122 145V148ZM237 147H239V146H237ZM243 147L244 146H242V153H243V151H245V148L243 150ZM257 147L263 148L264 146H260L258 143V146H256V150L258 149ZM46 148H49V147L46 146ZM46 148H45V150H48ZM63 148H65V147H63ZM98 149L100 150V147ZM98 149H97V151H98ZM132 149L129 148V150H132ZM239 149L241 151V148H238V150ZM2 151H4V150H2ZM85 151L88 153V151L86 149L84 150V152ZM62 152H64V154ZM62 152L61 153L63 155H67V154L71 155L68 152H66L65 150H62ZM86 152L84 153L85 155H86ZM106 152H107V149H106ZM119 152H121L120 147H119ZM119 152L118 153L115 152V153L118 155ZM5 153L6 152H4L3 154H5ZM59 153L60 152L58 151L57 154H59ZM101 153H103V150L101 151ZM101 153H98V154H100L101 158H99V156H97V154H95L94 156H93V153L90 154V157L97 156V158H98V159L96 157L94 158V160L95 159L96 160L93 163L94 166H92V167H91V163L89 165V161H88L90 159V157L87 160V158H86L87 155L84 156V154H82L84 159L86 158L85 162L87 160L88 165L91 167L90 168L87 165V169H88V167L90 168V170L92 169L91 174H88L86 171H82V170H85V169H82L83 168L82 166H80V167H82L81 168L82 170H80L78 168L79 165H77V164H76L77 168H75V167L72 168L73 166H75L74 164H72L73 162L75 163V161H74V159H73V161H71L72 158L71 157L69 158L68 155H67V158L71 159L70 160L71 163H70V165L68 164V166H67V161L65 159L66 156H63L61 154V156L58 158V160L61 159V157L63 156L62 157L63 159L60 160V164L62 163L63 165L61 164L51 174L50 183L45 182L46 180L44 178H41L40 173H41L42 169L40 171L38 170L39 173L34 170V166L32 165L33 163H31L33 168L32 167L29 168L32 170L26 171L24 168L21 167V164L23 162L22 161H21L22 163L18 162L19 159H17V157L15 158L13 156V161L15 158L17 160V163H21L20 166H18V164L15 166V164L12 163V161H11L12 155L9 154V156L11 158L8 157L9 158L8 161L7 160L4 161L5 158L3 160H1V158H3L4 155L3 154L0 155V156H2V157H0V169L5 170L4 175H2L0 173V205H1L0 209L9 211V213L11 215L10 216L11 217V219H10L11 223L8 222L9 220L8 221L6 220L7 221V222L5 221L6 224L10 223V225L11 224L13 225V223H14L13 226H15L16 224L19 226V228H18V226L16 225L19 232L16 229L17 232L15 231V233H18V234H16L17 236H15L16 239H15V237H12V239L10 238V245L9 246H7V244H5V231H3L1 228V230H0V264H26V263L29 264L28 262H26L27 260H25L22 257V255H20L21 253H19L20 256L17 257L16 254L18 251H16V252L13 251L14 249L17 250L16 248H18V247L20 248V244H18L19 242H17V241H19L20 235L24 232V229L26 227L24 220L20 219L21 218L20 213L22 211V208L26 207L28 210L29 209L35 210L34 212L38 215V212H40L39 209L41 210V205L44 203L43 205L46 206V204H45L46 202H44L45 198H47L46 199L47 202H48V200L50 201L48 203V206L49 205H56L57 206V207L54 206V208H52V206H51L52 212H50V214L53 213L54 209H55V211H57V210L59 211V209L65 208V211L67 210V212H65V213L66 214L69 213V215L65 216L66 214L64 213V218L67 217L69 220L70 218L68 216H70L71 213H72V215H71L72 217L76 216V218H79V216L76 215V213H77L76 211L78 209V215L79 214L80 215L85 214L87 217V214H89L90 219L88 221L86 220L87 221V224L85 223V225L87 226L86 227L85 225L79 224L80 222L79 223L76 221L73 222L72 219H74L75 217H73L70 221H68V220H66L67 218L64 219L63 217L58 215L60 217V219H63L62 223H61L60 222L61 220L58 218L59 222L61 223L58 225L59 226L58 228L66 227L65 231L67 233L69 232L68 231L69 230V226H68L69 224L68 223H70V222H71L70 224H72L73 227H75V224H76V226H78L77 223L79 224L78 228L81 225V228H80L81 230L87 228V229L83 230L82 233L77 232L79 237L75 236L76 235V233H75L76 231H74L75 228L72 229L73 228L72 226L70 228V232L73 230L72 232L75 233L74 238L72 236L70 238L73 239L71 245H78V248L75 249L76 251H74L73 248L71 250L69 248H67L70 250V251L68 250L69 252H67V249L64 250L66 248L65 246H63L64 248L59 247V246H62L61 243H58V242H60V241H58L60 238L59 236H58L59 237L58 239L56 238L58 246L55 247V245H54V247H53V243L55 244L56 242L52 243V241L55 240V237H57L58 233L60 232V230L57 227H56L57 229L55 228L57 230L56 233L54 232L55 229L53 230L54 237L52 235H49L50 237L54 238L53 240H52V238H50L51 240H49V236H48V239L46 238V236H43L45 238V239H43L42 235H41V237L39 236L40 238L34 237L36 239H38V238L39 239L36 240V243H33L31 249L34 250L36 255L39 256L38 260H40V259L45 260L44 264H209L214 260L213 257H211V256L207 257L205 250L203 249L204 246L207 244V246L209 245L208 246L209 251L210 250L212 251L213 248L210 247V245L213 243L212 238H210L211 236L210 235H209L210 237L208 236L211 241L210 240L201 241L202 239L199 240L197 238V236L189 235V233L186 234V231H184V226H187V224H185L184 226H180V222H178V221H180L181 219L178 218L179 216H177V221L175 223L178 222L179 224H177V225L180 227H177V226L176 227L173 226L174 228L170 227L166 231L163 240L158 241V243H152V245H150L147 249L145 248V246H143L142 243H140L141 239L139 240L138 238L137 239L130 238L128 235H131V234H135L137 236L138 235L139 236H146L147 232L149 233V231H146L145 229L142 228L143 225L141 226L140 225L141 223H137V222H139V217L132 216V212L134 211L133 209L135 207L140 206L139 209L140 208L142 209V207L144 208V204L146 203L145 198L148 196V198H147V200H148L152 195V194H150L152 191H153V195H155V193L156 194L158 193V192H155V187H153L155 182L158 180L157 179L158 176L155 179V177H152L150 175L149 171H147V170L144 171V168L146 166V165H144L145 163L143 164L144 166L141 163L140 164L141 166L138 167V169L135 166H133L137 169L135 171L131 170L132 165L130 166L131 169L127 168L126 172L131 170L132 174L135 173L136 171L139 173V175L134 174L137 177L135 178V176H133V178L136 179L133 181H137V179L142 181V185H140L138 187H137V185L134 184L135 185L134 188L137 187L138 189H133L132 187H129L130 188V190H129V188H128L129 193L132 189L134 191L136 190L138 200L137 199L136 200L131 199L132 195L127 194V192L125 191V190H127V188L125 190L119 188V187H122V186H119V184L124 183V182L120 183V180L125 181V178H126V180L129 181V184H130V180L132 179L130 177V175H128L130 173V171L127 174L123 170V169H125V167L128 166L127 164H128V161L130 158H128V157H127L128 159L125 158L124 161L128 160L126 162H124L123 160H122V162L118 161V164H119V162H121V164H122L121 166L124 165L123 162L125 163V165H127V166L124 165V168L121 167L122 169H120V167H119L120 164L119 165L115 164V163H117V159H118V157L115 156L116 154L113 155V153L107 152L108 154L106 153L107 154L106 156H104V155L101 156L102 155ZM241 154H240V152L238 154L239 155L238 157L240 159L242 158V157H240ZM124 155H126V154H123L122 156H124ZM142 155H144V156H142ZM77 156L76 157L73 156L74 158H77L76 159L77 162H78V160L79 161L81 160L80 163L84 162V161H82V159H80V157L83 158L81 155H80V157L79 156L77 157ZM88 156H89V154H88ZM114 156H115V158H117L116 160H114L115 159ZM120 156H119V160H121V158H122ZM257 156H255V158H257ZM4 157H6V154ZM124 157H123V159H124ZM236 157H237V155H236ZM238 157H237V159H238ZM144 158L146 159V157H144ZM261 158H259V159H261ZM263 158H264V148H263ZM263 158L261 160H263ZM240 159H238V161L236 160L235 163L238 162V164L236 165V168H239L241 170L240 166L245 167L243 162L246 159L245 160L242 159L243 162ZM138 160L140 162H138ZM1 161H3V162H1ZM56 161L57 160H55V162ZM30 162H33V161H30ZM86 163H85V166H86ZM248 163L246 164V167L248 166L247 170L251 169L250 165ZM65 164H66V166H65ZM114 164L116 166H114ZM163 164H164V162H163ZM163 164L161 165V168H163ZM253 165H254V167H256L255 164H253ZM70 166H72V167H70ZM142 166H143V168H142ZM188 166H187V169H188ZM230 166H235V165L231 164ZM116 167H119V168L116 169ZM166 167H168V166H166ZM166 167H165L166 170H162V171H166V173H168L167 172L168 168H166ZM234 168L235 167H233V169ZM114 169H116V171H118V173H119V171H121V170L122 171L120 172L119 175H117V173L115 172ZM118 169H120V170H118ZM142 169H143V171H142ZM231 170H232V167L230 168V171ZM33 171L36 173H34V174L31 173ZM249 171H252V169ZM0 172H1V170H0ZM26 172L28 173V176H25ZM228 172L226 174V177L227 176L229 177ZM29 173L34 175V179H33V176L29 177V175H30ZM93 173H94V176L92 175ZM138 173H136V174H138ZM163 173H165V172H162L161 176H166V173H165V175ZM224 173H226V172H224ZM230 173H231L230 175H232V176L234 175V174H232L233 172H230ZM249 173H251V172H249ZM258 173H259V170H258ZM70 174H72V175H70ZM237 174L239 175L240 173L237 172L236 175ZM254 174H256V172ZM69 176H71L72 179L74 180L73 181V182H75L74 184H69L70 183L69 179H68ZM256 176L257 175H252V177H251V179H249V181L250 182L253 181L256 178ZM25 177H28L30 179L32 178L34 180L35 184H38L41 187H43V188L40 187V189H42V190H39L40 192H42V195L44 193V201H42L43 202L42 204L40 202L41 201L40 198L41 199L43 198V197H41L42 196L41 193L39 192L40 196H37V194L36 195L34 194L37 197H35L33 194H31L32 190H33V193L35 192L34 188L32 187L33 189H31L30 179H27ZM247 177L248 176H246V178ZM224 178H225V176H224ZM233 178H235V177H233ZM259 178H261V177L259 176ZM101 179H103L104 181L103 180L102 181L104 183H106L105 186L109 185L108 188H110V186H111V189H109L108 192H110L109 198H111V197L112 198L110 199V201L108 198V202H106V199L108 197V192H107V196H105L104 195L105 193H102L103 191H101L99 189V186H101V185H99V183L101 182ZM122 179H124V180H122ZM162 179H163V177L161 178V181H162ZM58 180H60L62 182L57 184V189H58L57 194L59 193L58 197H57V194L55 196H53L52 194H50L49 191L47 192L46 187L48 190H50L49 189L50 186L54 187L51 183H57ZM181 181H184V180L181 179ZM211 181H212V179H211ZM211 181H210V185L212 186L215 181L214 182L213 181L211 182ZM186 183L187 182H184V183H182V185L186 186L187 185ZM216 183H217V180H216ZM259 183H258V185H259ZM127 184H123V185L129 186ZM246 184H248V183H246ZM177 185L180 186V183L178 182ZM215 185L216 184H214L213 186L215 187ZM248 185L250 187V184H248ZM117 186H118V188H117ZM26 189L29 190L28 193H27ZM101 189H102V186H101ZM85 190L93 191L95 193V198L93 200H86L87 198H84L85 196H83ZM156 191H158V190L156 189ZM175 191H176V188H175ZM147 192H149V193H147ZM252 192H253V200L257 199L258 198V191L255 189ZM37 193H38V190H37ZM62 193L63 194L64 193L69 194L68 196L71 197V198L70 197L69 198L73 201L71 202V200H70V202H68V203H65V204L62 203L61 198L59 197V196H61L60 194H62ZM175 193H173V194H175ZM10 194H14V195L20 194L19 197H18V195L16 196V197H18L16 199H18L19 201H16V199H15V203H17V205H13V207H10V203H8L9 200H12L11 199L12 195H10ZM29 194L33 195V196H30ZM148 194L150 195V197ZM14 195L12 198H15ZM46 195H47V197H46ZM168 195L170 196V198L168 196V199H172L171 198L172 194L170 195V193H168ZM259 195L261 196V194H259ZM173 196H176V194ZM20 197H22L21 198L22 201L20 200ZM34 197L39 200L38 203L36 202L37 201L36 199H34L35 202H33ZM142 197L144 200L143 206H141V201H142L141 198ZM176 198L177 197H175V199ZM249 198L251 199L250 196H249ZM30 199H32V201ZM166 199H167V197H166ZM166 199H164V200H166ZM175 199L171 200V203L176 202V201L177 202L180 201L179 198H178L179 201L178 200L175 201ZM111 200H113V201H111ZM9 202H11V201H9ZM39 202L41 205H39ZM253 202H255V201H253ZM260 203H262V201ZM164 204H163L162 208H164L167 203L165 205ZM177 204L178 203H176V206H177ZM43 205H42V207H43ZM168 205H170V204H168ZM56 208H58V209H56ZM145 208H144V210H145ZM165 208H164V210H167V208L166 209ZM263 209H264V207H263ZM2 210L0 211V214L2 215V216H0V217H2L1 219H3V214H4V213H1V212H4ZM42 210H43V208H42ZM55 213L56 212L53 213V216H55L54 219L51 218V221H50V223L52 222V224H49V225H51V227L53 224H55V226H57L56 222H55L56 221L55 218L58 217L57 214H59V213H57V214H55ZM167 213H168V211H167ZM167 213H166V218L169 216V213H168V216H167ZM41 214H43V212ZM41 214L39 213V215H41ZM33 217H35V216L33 215ZM134 217H136V219H138V220L134 219ZM184 217L185 216H183V218ZM163 219H165V217ZM4 220L0 221L2 226H6L5 224L4 225L2 224V222ZM53 220H55L54 221L55 223H53ZM183 220L185 221V218ZM263 220H262V223H263ZM63 221L67 222L68 225L66 223H64ZM43 222H44V220H43ZM57 222H58V220H57ZM47 223H49V222H47ZM73 223H75V224H73ZM260 223L256 224V226L260 225ZM32 224L35 227L34 223H32ZM35 224H36V222H35ZM62 224L63 225L65 224L64 227L63 226L60 227V225H62ZM160 225L162 226L163 223H160ZM174 225H176V224H174ZM261 225H263V224H261ZM83 226H84V228H82ZM34 227H31V232L35 233V231H37V230ZM36 228H37V226H36ZM246 228L249 229L250 227L249 228L246 227ZM263 229H264V226H263L262 230ZM220 230L221 229L219 228V233H221V231H223L224 229H222L221 231ZM240 231L241 230H239V233H240ZM255 231H257V229ZM154 232H155V230L153 231V234H154ZM233 232L235 233L236 231H232V233ZM74 233H71V234H74ZM232 233H231V236L234 235L233 237H235V234H232ZM263 233H264V231H263ZM55 234H56V236H55ZM59 234H61V233H59ZM191 234H193V233H191ZM223 234H220V235H223ZM236 234H238V233H236ZM251 234H252L251 229H249V230L245 231L244 234H238V236L239 235H241V236L235 237L234 240L231 239V237H230V240L225 239V243H227V246H224V245H226V244H224L223 246L226 248L223 247V249L227 250V252H226L227 258L225 259V257H226L225 253L223 254L225 257L222 256L223 251H220L221 249L219 248V252L221 254L219 256L224 257L222 261L225 260L224 262H221V263L222 264H244L246 262V264H264V256H263L264 250L263 249L261 250V252L263 251L262 252L263 254L261 252H259L260 257L257 255V252L259 251V249L263 248L264 246L260 247L258 245V243H261V240L258 239L259 240V242H258V240L255 237H253L254 234H253V236H251ZM255 235H258V234H255ZM162 236H163V233H161V232L156 234L157 238H161ZM226 236H225V238L229 237V236H227V237ZM75 237H78V238L75 239ZM218 237L219 236L217 235L216 241L219 239ZM223 237H224V235L222 236V238ZM65 238H67V236ZM220 238H221V236H220ZM222 238L219 240H222ZM263 238H264V236H263ZM263 238H261V239H263ZM45 240H47V241H45ZM214 240H215V237L213 238V241ZM250 240L253 241L251 244H249ZM208 241L210 243H208ZM50 242H51L52 246L50 244H48ZM221 242L222 241H219L217 243L222 244ZM59 244H61V245H59ZM213 244L215 245V243H213ZM247 244H249L248 245L249 247L246 246ZM202 245H204V246H202ZM207 246H205V247L208 248ZM201 247H203V248H201ZM227 247H228V249H227ZM46 249H51L52 252L55 253V257L59 258L58 261L55 260L57 263H55V261L53 259H46L44 257V255L47 251ZM217 249L218 248H216V250ZM9 250H10V252L13 251L16 253L15 254L12 252L14 255V256L13 255L12 256L14 258L10 255L11 253L7 254V253H9ZM72 250L75 252V254ZM209 251H208V254L211 253ZM228 251H229V253H228ZM71 252H72V255L70 254ZM216 252L217 251L214 252V255ZM8 255H9V257L11 256V258H9ZM211 255H213V254L211 253ZM216 255H218V254H216ZM254 256L257 259L258 258L259 259L256 260ZM220 257L216 256L215 259L216 258L218 259ZM50 260H52L53 262ZM35 263L37 264V262H35ZM221 263H220V261H217L214 263L212 262V264H221ZM38 264H40V263H38Z\"/></svg>", "mask_w": 264, "mask_h": 264}]
</instances>
